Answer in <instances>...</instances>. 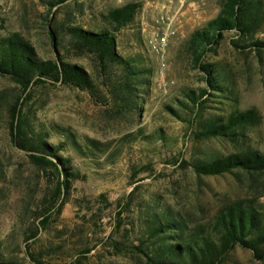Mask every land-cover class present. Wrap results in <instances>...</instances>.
I'll list each match as a JSON object with an SVG mask.
<instances>
[{"label":"rangeland","instance_id":"rangeland-1","mask_svg":"<svg viewBox=\"0 0 264 264\" xmlns=\"http://www.w3.org/2000/svg\"><path fill=\"white\" fill-rule=\"evenodd\" d=\"M52 2L0 0V33L21 34L40 59L53 58L57 49L65 60L90 69L86 56L76 57L66 47V27L108 26L109 9L138 3L133 20L115 33L116 48L125 56L137 57L148 69L149 85L141 114L130 118L112 112L103 95L91 97L84 90L50 81L21 91L19 84L0 76V262L32 264L27 245L41 264H144L133 249L143 237L136 211L140 205H170L184 211L192 223L209 218L230 200L252 195L264 213V176L252 183L244 177L238 180L234 173L198 176L189 166L180 167L181 160L236 148L215 139H192L196 123L190 124L192 112L180 103H191L188 95L203 89L208 91L203 96L205 112L256 110L259 120L248 127L244 141L264 152V48L251 45L264 41V19L254 34L241 39L234 30L223 31L200 61L216 66L226 88L222 93L208 88L204 73L190 58L187 40L217 16L223 0H69L57 6ZM167 9L177 13V30L165 50L154 53L146 38ZM49 29L58 35L55 49ZM160 78L167 82L161 87ZM18 95L21 112L29 116L35 131L45 133L48 143H63L58 154L70 157L79 172L58 201L59 211L56 205L42 226L38 214L55 200L57 177L51 168L36 166L27 152L12 143L11 107ZM166 105L179 116L168 112ZM72 136L85 154L72 147ZM85 138L106 143L107 148L89 152ZM140 167L145 170L135 172ZM128 194L133 202L124 211ZM35 227L37 235L27 239ZM226 261L264 264L239 247Z\"/></svg>","mask_w":264,"mask_h":264},{"label":"trees","instance_id":"trees-1","mask_svg":"<svg viewBox=\"0 0 264 264\" xmlns=\"http://www.w3.org/2000/svg\"><path fill=\"white\" fill-rule=\"evenodd\" d=\"M67 1L69 0H53L52 6L65 4ZM138 7V3H127L109 9L106 15L108 26L96 29L78 25L66 27V47L76 57L86 56L90 60V69L82 64L71 63L59 55L55 49L58 35L53 29H49V37L54 42L55 56L48 59L37 57L33 45L21 34L0 33V76H6L19 84L21 91H25L31 84L50 81L84 90L91 97L103 95L112 112L135 118L141 114L142 104L146 100L144 94L149 85V71L137 57L125 56L117 50L115 33L133 20ZM263 19L264 0H223L217 16L190 34L187 40L190 58L204 73L209 89L226 92L216 66L211 62H200L206 52L219 42L223 31L234 30L237 38L241 39L254 34ZM231 42L238 46L237 41L232 39ZM251 45L260 50L264 48V41L255 40ZM207 92V89H203L198 94L188 95L191 103H180L185 104L192 112L190 124L194 121L196 123L191 130L192 139L195 142L215 139L231 143L236 148L227 153L218 152L181 160L180 167L189 166L198 176L234 173L238 174V180L244 177L248 182L258 181L259 177L264 176V152H259L244 141L248 127L259 120L256 110L251 108L229 113L205 112L203 96ZM20 105L18 95L10 115L12 143L27 152L36 166L51 168L57 177L55 200L49 208L38 214V217H42V226L48 221L50 211L56 205L57 212L59 211L61 203L58 201L66 193L70 182L79 178V172L71 163L70 157L58 154L63 143H48L46 134L40 130L35 131L29 116L21 112ZM165 108L179 116L176 109L169 105ZM85 143L89 152L107 148L106 143H99L92 138H85ZM72 147L82 154L86 152L73 136ZM143 170L145 167H140L135 172ZM131 195L126 197L124 211L133 202ZM136 211L143 228V237L133 249L143 257L144 264H226L228 256L236 247L251 251L255 259L264 262V213L261 204L252 195L230 200L218 207L209 218L192 223L185 218L184 211L170 205H155L153 208L140 205L136 207ZM37 232L35 227L27 239L34 238ZM114 245L118 246L116 241ZM25 252L32 264H41L28 252L27 245ZM0 264L17 263L4 260Z\"/></svg>","mask_w":264,"mask_h":264},{"label":"built area","instance_id":"built-area-1","mask_svg":"<svg viewBox=\"0 0 264 264\" xmlns=\"http://www.w3.org/2000/svg\"><path fill=\"white\" fill-rule=\"evenodd\" d=\"M156 22V28L146 38V45L150 51L162 53L171 37L176 33L178 23L177 13L167 9L164 13H161ZM165 83L167 82L160 78L157 84L161 87Z\"/></svg>","mask_w":264,"mask_h":264}]
</instances>
